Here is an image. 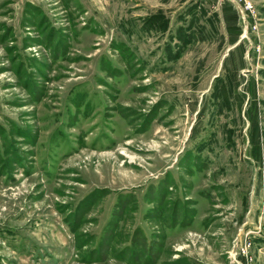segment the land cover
Here are the masks:
<instances>
[{"label": "rangeland", "instance_id": "obj_1", "mask_svg": "<svg viewBox=\"0 0 264 264\" xmlns=\"http://www.w3.org/2000/svg\"><path fill=\"white\" fill-rule=\"evenodd\" d=\"M0 0V264H264V0Z\"/></svg>", "mask_w": 264, "mask_h": 264}, {"label": "built area", "instance_id": "obj_2", "mask_svg": "<svg viewBox=\"0 0 264 264\" xmlns=\"http://www.w3.org/2000/svg\"><path fill=\"white\" fill-rule=\"evenodd\" d=\"M231 4L244 15L246 20L256 21L257 12L252 0H223Z\"/></svg>", "mask_w": 264, "mask_h": 264}, {"label": "crops", "instance_id": "obj_3", "mask_svg": "<svg viewBox=\"0 0 264 264\" xmlns=\"http://www.w3.org/2000/svg\"><path fill=\"white\" fill-rule=\"evenodd\" d=\"M221 7H222V12L224 13V15L233 17L232 19L234 20V17L236 14L234 12L233 6L229 3H225L221 5Z\"/></svg>", "mask_w": 264, "mask_h": 264}]
</instances>
